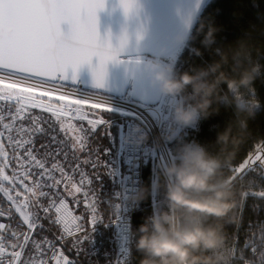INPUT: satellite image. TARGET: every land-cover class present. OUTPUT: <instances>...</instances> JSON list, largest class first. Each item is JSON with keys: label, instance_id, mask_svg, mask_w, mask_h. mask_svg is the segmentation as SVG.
<instances>
[{"label": "snow or ice", "instance_id": "obj_1", "mask_svg": "<svg viewBox=\"0 0 264 264\" xmlns=\"http://www.w3.org/2000/svg\"><path fill=\"white\" fill-rule=\"evenodd\" d=\"M105 6L106 0H0V193L10 204L6 210L0 209V217L7 213L11 219L12 210L15 209L28 229L27 232H20L0 223V264H47L46 260L41 261L38 257L22 259L29 244L39 256L44 255V245H47L56 264H74V260H70L62 251L57 255L55 240L50 241L46 237L32 239L33 234L43 231V225L38 223L39 218L33 212L28 211L29 205L37 195L49 196L47 192L38 191L44 186L41 180L50 179L52 183L47 185L49 188H56L63 181L70 195L82 193L85 209L92 213L88 221L91 226L102 218L96 214L95 195L86 190L91 188L98 174L96 170L103 165L99 153L94 149L95 159L81 161L82 165L92 169L94 175L79 171L80 186H76L72 176L67 175L58 164L46 167L51 152L46 151L43 158L38 159L30 145L34 144V137L45 132L41 127L42 117L32 114L36 109L55 116L60 121V129L64 133H75L73 140L81 147L83 141L91 140V134L105 123L101 111L108 108L106 104L64 91L66 87L63 83L69 66L75 70L84 63L91 64L92 58L96 57L98 65L93 76L95 82L102 86L106 65L109 61H117L119 53L124 50L123 42L114 46L110 38H101L98 12ZM119 6L127 16L137 7V0H119ZM62 23L69 25L67 33L62 31ZM61 92L63 94H59ZM73 96L79 98L73 99ZM62 117L75 119L80 126L71 123L65 126ZM52 141H56L55 136H52ZM8 169H11V175ZM34 169L39 170L40 180L34 181L30 187L26 181L36 174ZM225 169L233 173V183L247 178L252 189H261L242 194L243 207L237 205L241 207V216L248 207V199L264 203V143L258 144L238 166L226 165ZM257 169L260 171L257 172ZM57 170L61 180L53 175ZM69 184L70 189L67 187ZM51 195L55 198L50 199L48 207L41 205V208L46 216L50 210H54V223L61 225L69 236L79 233L82 238L76 244L81 245L89 238L91 228L86 230L83 223H77L84 217L72 215L67 202L60 198L59 190ZM76 203L80 204L81 201L76 200ZM249 250L251 259L226 249L229 253L226 264H264V228L260 230L258 243L256 236L252 237V244L245 243L244 251Z\"/></svg>", "mask_w": 264, "mask_h": 264}, {"label": "trees", "instance_id": "obj_2", "mask_svg": "<svg viewBox=\"0 0 264 264\" xmlns=\"http://www.w3.org/2000/svg\"><path fill=\"white\" fill-rule=\"evenodd\" d=\"M202 20L205 22L211 20L218 29L214 33L215 40L210 44L205 42L204 39L207 25L205 24L202 31L199 30ZM240 41H247L251 49L249 60L257 63L260 68L251 87L239 90L246 100H254L257 103L255 104V116L249 118L247 122L248 135L240 145L235 158L228 164L230 167L239 165L245 159L252 146L264 139V0H210L198 17L195 28L182 47L175 62L172 63L176 73L191 72L194 68L204 67L214 60H218V49L236 46ZM189 92H191L190 85L185 92L181 93L184 102V96ZM236 95V91L229 89L227 84H222L220 99L212 105L213 108L218 107V111L213 112L207 118H200L195 124L186 126L179 136L169 140L168 144L174 161L178 160V151L186 143H199L213 154L216 153L218 132L223 131L236 118V104L234 103ZM85 111H88V109L85 108ZM32 114L42 117L41 127L45 129L44 133L33 138V150L37 154L38 159L43 158V153L49 152L50 149L56 147L55 143L50 144L48 141L52 136L71 139L76 135L71 131L64 133L60 129V121H57L51 113L36 109L32 111ZM101 116L105 123L98 126L96 131L91 134V140L85 139L83 147H81L80 143L75 146V148H80L81 152L76 156L78 162L75 167L76 170L71 171L70 168L68 175L72 176V182L76 186L77 183L80 184V177L77 174L79 171H87L90 175H94L92 169L82 165L81 161L89 160L90 158L95 159L94 149L99 153L103 165L96 170L98 174L94 178L91 188L86 190L92 191L97 199L96 214L102 217L100 220L110 221L118 213L119 202L116 198L118 188L115 162L118 155L119 127L121 126L122 117L118 111L110 108L102 110ZM62 119L65 126L69 123L77 127L80 126V122L75 119L70 120L63 117ZM27 124L28 122L26 121L25 126ZM84 125L85 127L87 126L86 122H84ZM67 145L69 148L72 147L70 143ZM90 153L91 156L89 155ZM53 161L48 158L46 167L51 168ZM72 162L70 160V166ZM77 165H80V167L78 168ZM38 172L39 170L36 171L35 176H39ZM224 174L229 177L233 175L229 169H225ZM53 175L57 180H61L58 170ZM35 176L33 175V178ZM167 182L166 176L153 160L144 168L142 189H146V194L143 199L139 200L133 216V253L131 260H124L117 256L116 239L111 224L99 225L96 231L88 232L89 238L84 240L81 245L76 244V241L82 238L81 236L72 239H61L62 236L54 223L52 210L46 216L41 208V205L48 207L50 199L55 198L51 193L59 190L60 197L65 196L69 199L78 216L84 217L80 222L85 225V228L89 226L90 223L88 221L92 215L90 210L86 211L85 209L82 193L70 195L68 191L64 190L63 181L56 188L47 186L52 183L50 179L41 181L44 186L39 191L47 192L49 196L37 195L32 205H29L31 212L39 218L38 223L43 225V231L33 234L32 239L41 240L46 237L48 240H55L60 244L63 251L74 260L75 264H140L142 253L136 248V242L140 235L139 226L154 211L168 208L165 195ZM234 185L237 191V205L241 207H243L242 194L245 191L261 190L259 187L252 189L247 178L234 181ZM67 187L70 189L71 185L69 184ZM12 194L15 195V191ZM76 200H80L81 203L77 204ZM247 204L248 207L243 210V216H241V207H236L237 220L226 227V247L234 250L237 254H243L247 259H251V253L244 251V245L247 239H252L257 234L259 237L261 228H264V203L248 199ZM250 222H252V227L249 226ZM78 247L80 249L77 253ZM31 250L32 246L29 245L28 249L24 251L23 259L31 258Z\"/></svg>", "mask_w": 264, "mask_h": 264}, {"label": "clouds", "instance_id": "obj_3", "mask_svg": "<svg viewBox=\"0 0 264 264\" xmlns=\"http://www.w3.org/2000/svg\"><path fill=\"white\" fill-rule=\"evenodd\" d=\"M205 24L204 39L210 44L218 29L211 20H202L199 30ZM121 42L124 47L128 44L127 32L118 45ZM217 51L218 60L191 72L176 73L172 65L148 66L164 93H183L191 86L185 102L175 108L174 119L180 125L195 124L218 111L212 105L220 99L222 84L237 95L236 118L218 132L215 154L199 143H186L180 147L177 161L162 165L169 177L165 193L168 208L154 211L139 226L136 248L142 253L140 264H226L229 258L226 227L237 220V191L224 172L248 135V119L255 116L257 102L246 100L239 90L251 87L260 66L250 62L247 41ZM145 135L141 133L140 138ZM145 194L146 189H141L134 199H143Z\"/></svg>", "mask_w": 264, "mask_h": 264}, {"label": "water", "instance_id": "obj_4", "mask_svg": "<svg viewBox=\"0 0 264 264\" xmlns=\"http://www.w3.org/2000/svg\"><path fill=\"white\" fill-rule=\"evenodd\" d=\"M209 1L137 0V7L126 16L119 0H106L105 8L98 12L101 38H110L111 43L118 46L119 38L127 32L128 44L119 53L117 61H109L106 65L102 86L93 76L98 65L96 57L92 58L91 64L84 63L75 70L69 66L63 83L115 96L129 93L134 100L156 104L162 90L153 70L148 67L156 62L141 57H161L186 42ZM61 29L67 33L69 25L62 23Z\"/></svg>", "mask_w": 264, "mask_h": 264}, {"label": "built area", "instance_id": "obj_5", "mask_svg": "<svg viewBox=\"0 0 264 264\" xmlns=\"http://www.w3.org/2000/svg\"><path fill=\"white\" fill-rule=\"evenodd\" d=\"M141 58L147 57L143 56ZM64 85L66 87L64 91L74 92L82 98H89L104 103L108 108L118 111L124 118V123L120 126L122 143L121 166L116 177L121 204L120 213L110 221L98 220L93 226L89 224L86 230H90L91 228L88 232H94L99 225L111 224L116 239L117 256L124 260H131L133 253V216L139 202V200L134 199V197L142 189L144 168L152 160L159 166L167 180L169 179L162 165L174 161L168 142L179 136L185 128V125L178 124L174 119L177 104L184 102L182 94L172 95L162 91L160 99L156 104H144L131 98L129 93L124 96H115L75 85L65 83ZM59 94H63V92ZM141 133L146 134L143 139L140 138ZM260 143H264V139L255 143L249 153L254 151L256 146ZM30 147L32 146L30 145ZM8 171L11 173V169H8ZM259 171L260 170L257 169V172ZM60 198L67 202L68 209L72 215L78 216L71 206L69 199L65 196H61ZM57 202H59L58 199ZM9 206L10 204L6 197L0 195V209L6 210ZM52 212L55 220L54 210H52ZM0 223L10 225L13 230L24 232L22 222L14 209L12 210V218L10 219L6 213L4 217H0ZM77 223L81 222L77 221ZM56 225L63 239H72L80 236L79 233L69 236L63 231L61 225ZM73 231L75 232V229H73ZM5 235L8 234L6 233ZM55 248L57 255L62 251L72 260V258L63 251L58 242H56ZM34 255L33 253L32 256ZM39 260H46L47 264H56V259L52 258V253L48 250V246L45 248L44 255L39 256Z\"/></svg>", "mask_w": 264, "mask_h": 264}, {"label": "crops", "instance_id": "obj_6", "mask_svg": "<svg viewBox=\"0 0 264 264\" xmlns=\"http://www.w3.org/2000/svg\"><path fill=\"white\" fill-rule=\"evenodd\" d=\"M48 141H49L50 144H53V143L56 144L55 148H52V149L49 150V152L52 153V156L48 157L49 160L50 159L54 160L53 162L58 164L59 167L63 168L64 172L67 175H68V170L70 168H71V171L76 170L75 167H76V164L78 163L77 160H76V156L81 152V150H80V148H75L77 143L74 142L73 138L65 139L63 137H56V141L55 142L52 141V138L48 139ZM68 143H70V145L72 146L71 148L68 147V145H67ZM31 146H32V148H34V145H31ZM121 147H122L121 146V141L119 139V141H118V150H117V153L119 155H117L116 162H115L116 177H117V174L119 172V168L121 166ZM65 154H67V155H65ZM43 155H44V153H43ZM70 160L73 161L71 166H70ZM47 168H50V167H47ZM33 171L36 173V171H38V170H33ZM59 174H60V172H59ZM39 179H40L39 176H35L34 178L32 177L31 180H27L26 183L31 187L33 185V182L36 181V180H39ZM41 181H43V180H41ZM79 182H80V180H79ZM77 186H80V184L77 183ZM65 188H66V184L64 182V190H65ZM38 191H39V189H38ZM116 198H117V200L119 202L118 208H117V211H118L117 216H118L119 213H120L121 204H120V198H119V196L117 194H116ZM21 199H23V197H21ZM29 211L31 212V209H29Z\"/></svg>", "mask_w": 264, "mask_h": 264}, {"label": "rangeland", "instance_id": "obj_7", "mask_svg": "<svg viewBox=\"0 0 264 264\" xmlns=\"http://www.w3.org/2000/svg\"><path fill=\"white\" fill-rule=\"evenodd\" d=\"M147 57V56H146ZM148 59H151V60H153L154 62H156V63H158V64H160V65H162V66H166V65H172V63L173 62H175V60H176V58H167V57H147ZM77 98H79L78 96H73V99H77ZM93 100V99H92ZM95 101V100H94ZM97 102V101H96ZM111 109V108H110ZM39 110V109H38ZM114 110V109H113ZM41 111V110H40ZM121 117H122V122H121V124H123L124 123V118H123V116L121 115ZM186 126H189V125H185V127ZM120 128V127H119ZM119 137H120V141H121V133L119 132ZM121 146H122V143H121ZM121 153H122V147H121ZM119 155V154H118ZM8 171V170H7ZM8 173L11 175V173L8 171ZM20 190H22V189H20ZM0 195L1 196H4L2 193H0ZM26 195H27V193H26ZM5 197V196H4ZM35 198H37V197H35ZM7 199V198H6ZM32 205V204H31ZM15 210V209H14ZM28 211H29V208H28ZM53 213V212H52ZM17 215L19 216V219H20V221L22 222V227H23V230H24V232H27L28 231V229H27V226H26V224H24L23 223V218L19 215V213H17ZM251 225V227H252V222H250V224H249V226ZM32 237H33V235H32ZM256 238H257V240H259V237H258V234H257V236H256ZM51 241V240H50ZM245 243H249V244H252V239L250 238V239H247L246 241H245ZM257 243H258V241H257ZM29 245H31V244H29ZM46 246L47 245H44V249L46 248ZM29 247V246H28ZM28 247L26 248V249H28ZM25 249V250H26ZM35 254L34 256H31V258H33V257H38L39 258V255H38V253L32 248V250L30 251V254ZM22 259H23V257H22Z\"/></svg>", "mask_w": 264, "mask_h": 264}, {"label": "bare ground", "instance_id": "obj_8", "mask_svg": "<svg viewBox=\"0 0 264 264\" xmlns=\"http://www.w3.org/2000/svg\"><path fill=\"white\" fill-rule=\"evenodd\" d=\"M184 42L183 41L179 46H177L176 48L172 49L171 51L163 54L164 57H167V58H177L178 54L180 53V51L182 50V47L184 46ZM162 56V57H163Z\"/></svg>", "mask_w": 264, "mask_h": 264}]
</instances>
